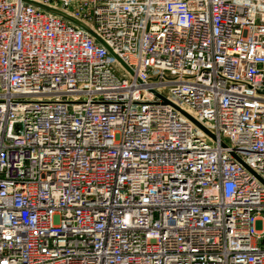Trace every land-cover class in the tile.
<instances>
[{"label":"built area","instance_id":"2783aa9c","mask_svg":"<svg viewBox=\"0 0 264 264\" xmlns=\"http://www.w3.org/2000/svg\"><path fill=\"white\" fill-rule=\"evenodd\" d=\"M0 264H264V0H0Z\"/></svg>","mask_w":264,"mask_h":264},{"label":"water","instance_id":"95a60500","mask_svg":"<svg viewBox=\"0 0 264 264\" xmlns=\"http://www.w3.org/2000/svg\"><path fill=\"white\" fill-rule=\"evenodd\" d=\"M44 9H46V10H50V11H53V12H56L57 14H60V15H62V16H65L66 18H68L70 21H72V22H74L75 24H78V25H80V26H83L79 21H77V20H75V19H72V18H69V17H67L65 14H63L62 12H60V11H58V10H55V9H52V8H50V7H47V6H42ZM97 40H99L102 44H104V45H106L105 43H104V41L103 40H101L96 34H94L91 30H88ZM109 49V51L110 52H112L111 51V49L110 48H108ZM177 109H179V110H181L180 108H178L177 107ZM182 111V110H181ZM184 113V112H183ZM189 118L190 119H192L199 127H201L202 129H204V130H206L205 128H204V126H202L199 122H197L196 120H194L193 118H191V116H189ZM207 131V130H206ZM209 133V132H208ZM236 158L239 160V161H241L237 156H236Z\"/></svg>","mask_w":264,"mask_h":264}]
</instances>
